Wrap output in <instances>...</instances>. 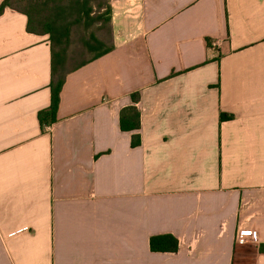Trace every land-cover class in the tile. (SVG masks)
Listing matches in <instances>:
<instances>
[{
    "label": "crops",
    "instance_id": "obj_1",
    "mask_svg": "<svg viewBox=\"0 0 264 264\" xmlns=\"http://www.w3.org/2000/svg\"><path fill=\"white\" fill-rule=\"evenodd\" d=\"M109 4L114 49L67 76L49 129V36L0 16V264H264V0Z\"/></svg>",
    "mask_w": 264,
    "mask_h": 264
},
{
    "label": "trees",
    "instance_id": "obj_2",
    "mask_svg": "<svg viewBox=\"0 0 264 264\" xmlns=\"http://www.w3.org/2000/svg\"><path fill=\"white\" fill-rule=\"evenodd\" d=\"M13 9L28 17V31L48 35L52 53L51 106L39 113L43 128L53 124L67 76L114 49L109 0H4L0 16ZM140 93L131 96L133 104L120 113L122 131L134 132L132 146L141 145ZM179 242L172 235L151 238L153 252L173 253ZM264 251V246H261Z\"/></svg>",
    "mask_w": 264,
    "mask_h": 264
},
{
    "label": "built area",
    "instance_id": "obj_3",
    "mask_svg": "<svg viewBox=\"0 0 264 264\" xmlns=\"http://www.w3.org/2000/svg\"><path fill=\"white\" fill-rule=\"evenodd\" d=\"M51 125H48L46 128L49 129ZM251 239H255V233L251 231H242L238 235V240L242 243L249 242Z\"/></svg>",
    "mask_w": 264,
    "mask_h": 264
}]
</instances>
